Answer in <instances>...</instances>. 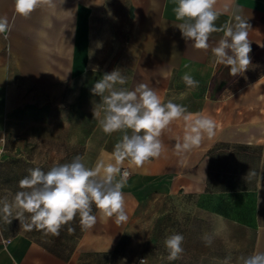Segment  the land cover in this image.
Here are the masks:
<instances>
[{"label":"crops","instance_id":"0c3cea01","mask_svg":"<svg viewBox=\"0 0 264 264\" xmlns=\"http://www.w3.org/2000/svg\"><path fill=\"white\" fill-rule=\"evenodd\" d=\"M174 7V0H52L24 18L15 13L14 0H0V16L11 25L10 32L0 34V159L7 141L9 154L17 155L12 140L23 138V124L28 128L62 114L72 118L80 107L84 113L76 114L91 120L88 133L78 138L95 144L57 155L41 149L43 158L36 162L34 149L29 150L25 176L30 168L47 172L76 156L90 168L115 163L114 146L125 133L102 131L93 118L101 98L91 92L98 77L115 69L127 78L118 88L148 84L163 102L210 115L217 124L215 136L180 151L176 144L186 122L175 121L160 137L164 150L158 158L140 166L123 162L120 167L129 171L122 189L125 223H115L93 205L92 228L82 229L77 215L52 236L21 225L12 229L0 216V264H94L117 248L140 204L155 196L198 193L216 200L219 217L251 236V254L264 252V0H217L223 13L217 27L231 22L233 13L251 26V64L235 77L227 66L214 64L211 48L196 49L182 37ZM222 35L213 33L210 43ZM185 73L198 87L185 84ZM30 135L27 131L24 138ZM251 169L256 175L246 180Z\"/></svg>","mask_w":264,"mask_h":264},{"label":"clouds","instance_id":"9594fccd","mask_svg":"<svg viewBox=\"0 0 264 264\" xmlns=\"http://www.w3.org/2000/svg\"><path fill=\"white\" fill-rule=\"evenodd\" d=\"M51 2L14 0L15 13L27 18L42 4ZM174 3L173 13L179 21L175 26L186 41H191L196 49L211 48L214 64L227 66L233 77L248 69L252 48L248 38L251 26L247 19L233 13L231 22L217 27L215 22L223 14L216 8L217 0H174ZM10 31L8 17L0 16V34ZM218 32L223 35L213 46L210 39L213 33ZM169 74L163 73L165 77ZM126 79L120 69H115L103 74L102 79L91 88L92 94L101 98V103L93 108V118L98 120L102 131L109 135L120 131L125 133L114 146L115 163H101L90 168L82 162L80 156H76L70 163L54 164L47 172L39 167L30 168L29 174L19 181L20 190L13 198L0 199V216L5 222L10 224L15 219L28 230L36 229L45 235L58 236L62 226L77 215L82 229L92 228L97 220L92 214V206L95 205L104 216L114 217L115 223H125L128 215L122 189L128 173L121 174L120 167L125 160L140 166L158 158L164 150L160 137L175 121L186 122L183 136L178 138L176 144L180 151H190L198 147L206 137L215 136L217 124L210 115L193 114L185 106L171 100L165 103L145 83H138L131 90L118 88L117 85H124ZM182 80L191 88L199 85L188 73L182 76ZM128 129L131 135L127 134ZM255 175L251 169L245 179ZM118 176L120 179H117ZM68 231L74 229L69 228ZM184 239L179 233L165 239L169 261L177 260L184 252ZM203 240L210 246L213 237L205 234ZM230 259L226 258L224 264H229ZM140 264H144V260ZM238 264H264V252L240 256Z\"/></svg>","mask_w":264,"mask_h":264},{"label":"rangeland","instance_id":"374dc122","mask_svg":"<svg viewBox=\"0 0 264 264\" xmlns=\"http://www.w3.org/2000/svg\"><path fill=\"white\" fill-rule=\"evenodd\" d=\"M100 79L102 77H98ZM84 81L85 78L83 85ZM74 111L72 118L62 114L44 123L37 121L28 128L23 124L20 129L23 138L12 140V147H17L16 156L9 154L8 141L2 145L0 199L7 197L11 200L20 190L19 181L27 172V151L34 149L36 162L43 158L41 149H51L57 155L58 150L95 146L91 140L78 138L88 133L90 116L86 114L81 118L76 114L78 111L84 113L83 107ZM27 131L32 132L29 139L24 138ZM215 201L211 196L204 197L199 193L178 198L168 195L150 198L139 205L112 254L109 257L98 256L94 264H140L141 260L144 264H224L228 257H231L229 264H238V257L251 254V236L245 235L241 228H234L228 218L219 217ZM7 225L16 229L20 222L13 219ZM174 233L184 236V252L177 260L169 261L164 241ZM205 234L213 237L210 246L203 240Z\"/></svg>","mask_w":264,"mask_h":264},{"label":"built area","instance_id":"2783aa9c","mask_svg":"<svg viewBox=\"0 0 264 264\" xmlns=\"http://www.w3.org/2000/svg\"><path fill=\"white\" fill-rule=\"evenodd\" d=\"M124 172H127L128 175H129V171H128V169L122 167V168H121V174H123ZM128 175H127V176H128Z\"/></svg>","mask_w":264,"mask_h":264}]
</instances>
